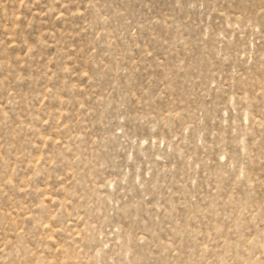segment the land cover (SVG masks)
I'll list each match as a JSON object with an SVG mask.
<instances>
[{"label": "rangeland", "instance_id": "obj_1", "mask_svg": "<svg viewBox=\"0 0 264 264\" xmlns=\"http://www.w3.org/2000/svg\"><path fill=\"white\" fill-rule=\"evenodd\" d=\"M0 264H264V0H0Z\"/></svg>", "mask_w": 264, "mask_h": 264}]
</instances>
